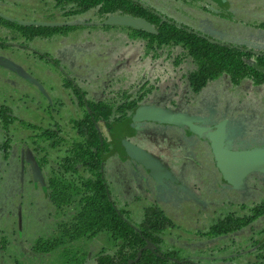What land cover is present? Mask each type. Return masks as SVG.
Listing matches in <instances>:
<instances>
[{"label": "rangeland", "instance_id": "obj_1", "mask_svg": "<svg viewBox=\"0 0 264 264\" xmlns=\"http://www.w3.org/2000/svg\"><path fill=\"white\" fill-rule=\"evenodd\" d=\"M137 1L221 44L264 51V0ZM0 13L18 22L78 25L50 38L22 43L0 24V108L7 107L14 117L8 130L12 134L8 156L0 160V264H93L97 252L109 253L113 248L103 232L71 239L61 234L58 227L70 222L71 207L57 209L47 201V167L36 166L28 147L20 142L21 120L44 124L58 117L67 128L66 120L78 114L74 92L61 87L63 76L84 97H107L113 103L121 100L122 92L149 88L129 118L111 123L109 129L98 124L109 145L102 154V173L117 207L128 209L132 221L150 207L160 209L172 219L162 226L163 239L201 257L204 264L253 260L249 248L229 261L219 259L245 244L246 229L214 238L194 232L205 229L218 213H242L236 204L264 195L261 87L248 81L234 86L220 75L193 91L183 74L188 67L175 62L178 47L163 46L154 53L141 37L129 35V27L109 24L91 12L65 17L53 8L52 0H0ZM35 53L45 54L50 61ZM54 98L62 101L61 115L39 119L47 103L55 109ZM147 105L175 117L181 114L187 121L138 116L137 108ZM219 123H223L221 152L242 159L243 171L235 178L230 165L221 171L220 165L228 161L225 154L212 149ZM3 131L0 127V142ZM203 142H209L212 161ZM258 224L259 220L253 222ZM39 237H57L61 242L47 251H35Z\"/></svg>", "mask_w": 264, "mask_h": 264}, {"label": "trees", "instance_id": "obj_2", "mask_svg": "<svg viewBox=\"0 0 264 264\" xmlns=\"http://www.w3.org/2000/svg\"><path fill=\"white\" fill-rule=\"evenodd\" d=\"M52 6L65 17L91 12L100 20H107L112 15H130L145 20L153 28L152 33L129 27V35L141 37L145 47L155 50L154 53L163 46L178 47L175 62H182L188 67L183 74L193 91H198L220 75L226 76L231 85L248 81L264 91V51L253 52L243 46L216 42L185 24L171 21L137 0H52ZM0 24L9 27L12 30L10 37L16 41L21 39L22 43L34 38H50L54 33L67 32L78 26H39L1 17ZM35 56L50 61L45 54L35 53ZM38 81L42 84L41 80ZM61 82V87H69L74 92L79 108L77 115L66 120L67 128L58 117H54L61 115L59 106L62 101L59 98H54L52 105L55 109L47 103L48 107L41 109L39 117L53 116L54 121L44 124L19 121L24 131V135L19 137L20 142L28 147L36 166L40 169L47 167L44 177L47 201L57 209L71 207L70 222L58 227L61 234L71 239L106 233L113 248L109 253L97 252L93 264H127L137 253V258L130 264H201V257H194L186 248L176 247L163 239L162 226L171 224L172 219L160 209L150 207L151 210L144 212L138 221H132L129 210L117 207L109 195L102 173V154L109 151V145L98 124L109 129L111 123L129 118L138 101L149 93V88L138 87L130 93L122 92L121 100L113 103L107 97H84L68 76H63ZM13 121L12 112L7 107L0 108V127L5 134L0 142V160L8 156L12 138L8 130ZM207 143L202 144H205L212 161L213 151ZM202 149L203 146L201 152ZM211 167L217 170L213 164ZM235 206L242 208L243 212L218 213L205 229H197L194 233L214 238L246 229L245 244L231 250L233 255L219 259L229 261L249 248L247 254L252 255L253 260L242 264H263L264 195L259 200L252 199ZM256 220H259L258 226L253 225ZM60 242L57 237H39L33 249L47 251Z\"/></svg>", "mask_w": 264, "mask_h": 264}, {"label": "water", "instance_id": "obj_3", "mask_svg": "<svg viewBox=\"0 0 264 264\" xmlns=\"http://www.w3.org/2000/svg\"><path fill=\"white\" fill-rule=\"evenodd\" d=\"M0 17L3 19H6V20H11V18H9V17H7L1 13H0ZM19 23H29V24H33V25H39V26L63 25V23H61V22H35V21H31V22H19ZM107 23L112 24V25L131 27V28L136 29V30H142L146 33H152L154 31L153 28L145 20L138 18V17L130 16V15H112L108 18ZM12 66L14 67V65H12ZM14 68L16 69L17 67H14ZM20 73L24 77H26L27 79L33 80L26 73H24V72H20ZM136 114L140 117H143V118H153V117L155 118L156 117V118L164 119L165 121H178V122L187 121L186 118L181 114H178V116L175 117V116L171 115L169 112H167L166 110H164L162 108L154 107L152 105L137 108ZM175 119H178V120H175ZM222 139H223V123H219L216 127V131L214 133V139L212 141V145H213L212 149L215 152V154L221 153ZM231 155L232 156H230L229 158L231 160L230 161L231 164L235 168V174L233 175L235 177L243 171V164H242V159L239 156H237V154L233 153ZM224 166H225L224 164L220 165V168L222 169L221 171L223 173L225 170ZM137 256H138V253L136 254V257L134 259H129L127 261V264H130L133 260H135L137 258Z\"/></svg>", "mask_w": 264, "mask_h": 264}, {"label": "crops", "instance_id": "obj_4", "mask_svg": "<svg viewBox=\"0 0 264 264\" xmlns=\"http://www.w3.org/2000/svg\"><path fill=\"white\" fill-rule=\"evenodd\" d=\"M147 106H150V105H147ZM148 119H150V118H148ZM151 120H153V119H151ZM131 150H132L133 152H135V150H133V149H131ZM235 154H236V153H235ZM139 155H140V154H139ZM141 155H142V154H141ZM141 155H140V157H143L144 159H146L144 156H141ZM228 159H229V160H228ZM226 160H228V161H227V163L224 164V165H230V166H231L230 168H231L232 171L234 172V173H233V175H234V174H235V168H234L233 165L231 164V162H230V161H231L230 158L228 157ZM147 161H148V160H147ZM142 166H143V165H142ZM227 168H228V167H227ZM227 170H228V169H227ZM142 171H143V170H142ZM241 173H242V172H241ZM233 177H234V176H233Z\"/></svg>", "mask_w": 264, "mask_h": 264}, {"label": "flooded vegetation", "instance_id": "obj_5", "mask_svg": "<svg viewBox=\"0 0 264 264\" xmlns=\"http://www.w3.org/2000/svg\"><path fill=\"white\" fill-rule=\"evenodd\" d=\"M13 45H15L16 46V44H13ZM19 47H22V45H18ZM221 153H224V152H221ZM225 154V157L226 158H228V157H230V156H232L231 154H226V153H224ZM235 178V177H234ZM233 179V178H232Z\"/></svg>", "mask_w": 264, "mask_h": 264}]
</instances>
